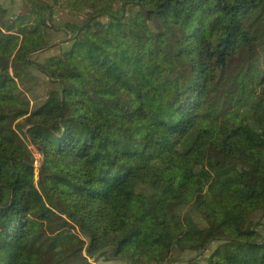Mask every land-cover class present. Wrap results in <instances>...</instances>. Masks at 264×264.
Instances as JSON below:
<instances>
[{
	"label": "trees",
	"instance_id": "16d2710c",
	"mask_svg": "<svg viewBox=\"0 0 264 264\" xmlns=\"http://www.w3.org/2000/svg\"><path fill=\"white\" fill-rule=\"evenodd\" d=\"M33 1L30 14L0 27V264H92L90 259L108 247L129 262L145 264L153 254L138 251L142 226L135 222L128 231L120 226L132 217L136 198L130 189L138 181L165 194L154 210V223L180 249L200 253L211 235L193 221L177 225L176 208L197 206L201 199L211 210L208 222L225 241L223 249L205 262L190 259L186 264H264V215L256 222L247 217L252 207L264 212V190L240 197L228 189L234 181L264 188V0H121L115 12L120 17L132 4L143 19L156 16L172 28L200 15L195 30L182 38L195 76L180 98L152 83L151 57L131 71L139 92L130 89V98L121 96L120 81L96 56L87 35L91 26L78 27L75 36L68 28L74 38L63 63L92 72L106 101L120 110L115 124L130 145L112 146L113 170L102 175L93 157L100 127L91 108L80 105L64 85L60 98L45 99L33 110L10 92L9 66L16 73L31 66L27 58L44 48L42 36L53 29L42 5ZM94 2L90 19L106 14L112 19L107 29L129 27L112 13L114 0ZM62 5L71 11L92 7L89 0H63ZM132 39L142 46L137 33ZM55 70L51 77L58 74L56 64ZM71 101L77 113L74 126L62 123ZM27 114L24 126L42 130L34 136L22 132L43 156L38 186L35 157L14 127ZM150 130L162 144L157 154L148 151ZM229 200L237 203L232 217ZM53 223L55 232L49 234ZM127 244L135 249L123 254ZM234 251L237 255L229 257Z\"/></svg>",
	"mask_w": 264,
	"mask_h": 264
},
{
	"label": "rangeland",
	"instance_id": "374dc122",
	"mask_svg": "<svg viewBox=\"0 0 264 264\" xmlns=\"http://www.w3.org/2000/svg\"><path fill=\"white\" fill-rule=\"evenodd\" d=\"M36 1L42 5L45 10L46 21L51 23L53 29L42 36L44 48L27 58L31 62V66L24 67L19 73H16L15 68L11 70L9 66L10 76L14 82V85L9 88L10 92L15 96L18 103H29V110H33L38 105H42L45 99L50 97L60 98L61 85H64L67 90L72 91L74 99L80 105L85 109L91 108L96 116V123L100 127V139L93 151V157L97 172L102 175L111 170L112 146L125 149L130 148V145L127 143L125 134L115 124L114 117L116 115L121 116L120 110L116 109L114 104H109L106 101L105 92L92 72L82 69L78 64L67 67L63 63V53L70 49L74 38L68 28L75 32L83 24L91 26L87 35L97 47L96 56L105 60L108 70L120 81L122 92L125 91L121 96L127 95L130 98V89L134 90L133 94L139 92V87L137 88L131 71L144 66L146 59L151 57L155 59L152 83L171 94L176 92V95L180 98L183 90L190 85V81L195 76V65L183 51L182 38L195 30L200 15H195L189 20H183L178 26L172 28L156 16L143 19L139 9L132 4L125 8L123 16L120 17L115 12L120 8L121 0H114L112 13L118 22L129 26L125 30L114 31L106 28L107 24H112V19L108 15L101 14L90 19L94 9L93 6L97 4L94 0H89L92 7L79 11H71L65 8L62 5L63 0H34L33 2ZM32 9L31 0H0V27L6 29L19 20L21 16L30 14ZM130 27H134L135 31H130ZM135 33L142 39V46L139 43H133L132 37ZM1 59L4 61V58ZM55 64L58 66L59 71L55 77H51V74L55 75ZM15 65L16 63L13 66ZM52 65L54 66L52 67ZM125 99L126 97L123 98L124 101ZM135 108V105L131 103L130 110L134 111ZM63 115L62 123L68 124L70 121L74 126L73 123L77 121V113L75 107L74 110L72 108V101L65 104ZM28 118L29 114L20 118L14 123V127L35 157L34 176L35 184L38 186L40 168L43 163L40 160L43 159V156L40 151L37 152L34 142L25 137L22 132L27 136H34L42 130L35 127V124L24 126ZM80 126V124H77L76 129ZM222 140L223 136H218L219 146H221ZM147 144L148 151L153 154H157L162 148V144L153 130L149 131ZM131 150H135L134 147L131 146ZM137 177L140 176L137 175ZM228 189L234 193V196L240 197L258 196L264 190L261 183L251 187L239 185L236 181L230 184ZM130 192L136 198V201L130 207L132 217H129L126 221H121L120 226L125 231H128L135 222L142 226V232L140 233L141 245L138 251L153 254L145 264H186L190 259L205 262L218 249H223L225 241L208 222L212 212L202 203L201 199L196 200L198 202L197 206L179 205L176 208L177 225L188 226V222L193 221L211 235L207 246L199 253L188 249H180L154 223L153 213L163 202L165 196L163 192L153 190L141 181H138L130 189ZM236 205L237 203L234 200L227 202L229 217L235 214ZM263 215L264 212L257 206L250 208L247 217L250 221L256 222ZM53 224L47 230L49 234L55 232L56 223ZM134 249L132 244H127L124 247L123 254H130ZM83 253H85V250ZM228 254L229 257L237 255L236 251L233 254ZM90 261L92 264H140L136 261L129 262L123 257L115 255L114 249L110 247L96 253Z\"/></svg>",
	"mask_w": 264,
	"mask_h": 264
},
{
	"label": "crops",
	"instance_id": "0c3cea01",
	"mask_svg": "<svg viewBox=\"0 0 264 264\" xmlns=\"http://www.w3.org/2000/svg\"><path fill=\"white\" fill-rule=\"evenodd\" d=\"M70 32V31H69ZM71 34V33H70ZM73 34H74V36H75V34H76V32H73ZM73 34H71L72 35V37H73ZM68 51V50H67Z\"/></svg>",
	"mask_w": 264,
	"mask_h": 264
}]
</instances>
